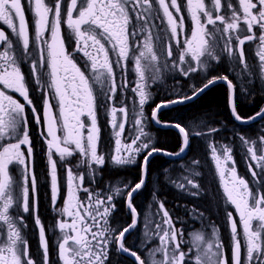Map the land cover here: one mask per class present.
<instances>
[{
  "label": "snow or ice",
  "instance_id": "snow-or-ice-1",
  "mask_svg": "<svg viewBox=\"0 0 264 264\" xmlns=\"http://www.w3.org/2000/svg\"><path fill=\"white\" fill-rule=\"evenodd\" d=\"M159 8L167 19L171 33V40L176 41V48L180 49V37L184 35V17H179V24L169 11L165 0H158ZM28 9L35 17V37L30 40L29 25L26 20L25 7L22 0H0V21L12 32V39L0 30V85L4 89L18 93L25 103H20L5 91L0 90V140H15L7 144H0V264H38L30 254L29 245L22 236V228L26 227L23 213L34 216L35 225L39 229V244L43 251V264H50L49 243L46 229L38 215L37 179L33 172V146L29 135V120L26 108H31L37 125H42L41 136L47 145V162L51 179V204L61 218L57 219L55 227L60 230L58 238V254L62 264H107L110 249L116 246L119 253H127L135 258L136 264H146L141 255L125 246V237L137 226V209L133 205V196L146 184L148 165L155 154L183 158L190 144L191 133L180 123L161 122L159 113L164 108L176 104H184L202 94L210 86L223 82L229 92V107L235 121L251 123L257 118H264V107L251 117H242L236 108L237 84L228 75L214 76L207 79L201 87H193L191 94L176 95L170 100H162L152 109L151 120L161 127H174L182 137V146L176 152H169L153 146L149 133L145 131L146 117L144 105L152 99L147 91L149 75L152 80H159L161 76L160 60L163 55L157 54L154 39L147 35L142 46L137 51L132 41L138 32H145L153 8L152 0H27ZM131 5L136 12V23L133 24L126 6ZM171 7L177 15L181 12L178 0H171ZM187 12L192 22L191 36L185 37L183 48L179 50L178 59L174 55L173 46L168 44L166 54L171 59V69L186 78L193 73L206 70L212 61L219 62L223 54H227L233 62L243 66L241 76L247 77L248 83L257 75L256 66L251 65L246 57L243 46L246 41L258 39L262 46L259 53L258 77L264 81V0H238V8L233 0H187ZM66 16V20H65ZM18 20V26L16 21ZM62 22L67 24L71 37L75 41V52L91 61V72L94 83L105 88L106 99L111 101L117 94L118 88L123 91L129 82L125 78L122 85L116 81L115 68L126 70V61L134 58L137 75L136 86L131 89L139 97V107L131 111L124 106L110 110V123L115 137L113 153L105 154L99 151L100 128L97 123V96L94 94L89 77L77 66L72 52L66 48L67 40L61 33ZM217 22L223 27H218ZM241 23L246 26L250 35L241 37ZM130 25L132 26L131 31ZM212 26L209 30L208 26ZM259 29L257 37L254 29ZM179 29V31H178ZM48 33V36H45ZM156 40L159 37L155 38ZM235 40V43L233 41ZM221 41L223 46L220 47ZM116 55L115 62L109 58V48ZM34 46L35 53L30 50ZM22 46L23 55L18 54ZM91 48V51L89 49ZM219 49V51H218ZM38 54V59L36 58ZM190 57V59H189ZM31 61V74L36 83L40 84L42 70H48L50 83L48 90H44V116L41 120L38 109L29 96V85L21 70L20 61ZM167 66V65H165ZM87 68V65H85ZM70 89V91H69ZM241 93L248 94L247 86L240 88ZM54 92L59 104V118L52 114L53 105L50 103L51 93ZM110 93V95L108 94ZM117 111L124 115V119L117 124ZM87 115L91 121L86 125L81 116ZM6 117V118H5ZM133 126L134 136L125 143L123 134L126 124ZM87 127V134L84 129ZM46 131L47 135H44ZM58 131L62 135H58ZM219 132L218 128L209 127L207 132L197 131L198 137L212 136ZM240 140L250 145L247 153L251 161L256 162L257 168L249 163L248 170L256 183L250 182L237 175L235 163L229 169L225 161H232V149L221 146L223 157L218 155L215 142L210 143L211 155L216 163L224 195L227 202L234 206L243 229V240L237 230V222L233 213L228 212L227 219L231 230L232 258L231 264H264V135L259 141H250L241 133H235ZM27 147V153L21 146ZM76 152L80 154V161L73 166L69 162ZM143 155L140 162L141 175L138 182L116 187L114 194L101 196L85 186L86 177L100 174L99 170L110 161L114 165H131L137 163L138 157ZM54 155L66 168L67 192L62 208H57L60 196L58 185V162ZM247 159V157H246ZM13 163L22 166V181L17 182L9 172ZM199 161L193 160L187 169L189 175L183 177L185 182L170 181L178 189L189 195L197 196L200 185L195 177L200 175L196 170ZM86 166V172L76 169ZM181 167H185L181 165ZM167 174L168 169H164ZM166 179L169 177L166 175ZM19 190V192H17ZM126 191L127 207L131 211L132 222L122 230L109 227V217L115 210L113 203L115 196L123 195ZM87 193V203L83 202L79 192ZM156 200V194L153 193ZM159 211L163 213L162 225H156L155 235L159 239V246L152 249V255L162 254L161 260H152V264H189L192 249L184 251L182 245L183 230L177 229L163 202H159ZM15 208L16 214L11 213ZM81 209L83 212H81ZM203 217V213H200ZM63 217H71V223ZM91 221L90 223L88 221ZM254 221L256 222L254 224ZM71 233V234H70ZM162 233V234H161ZM147 235V233H146ZM6 236V238H5ZM191 243L195 248L194 264H229L224 254V245L220 241L218 229L213 226L210 238L202 232H193Z\"/></svg>",
  "mask_w": 264,
  "mask_h": 264
},
{
  "label": "flooded vegetation",
  "instance_id": "flooded-vegetation-1",
  "mask_svg": "<svg viewBox=\"0 0 264 264\" xmlns=\"http://www.w3.org/2000/svg\"><path fill=\"white\" fill-rule=\"evenodd\" d=\"M48 3H52L53 0H46ZM68 0H65V8ZM154 11H152L150 19L148 20L145 32H138L137 37L132 41V45L137 51L134 53L138 55V49L142 46V42L149 34L154 39L156 45L155 50L157 54L163 53L160 66L161 76L159 80L153 81L149 75L147 81V91L151 93L152 99L144 105V115L146 117L145 131L149 133V139L152 140L153 146L167 150L169 152H176L182 146V137L179 130L174 127H161L151 120L152 109L155 105L162 100H170L175 98L176 95H182L184 93L191 94L193 87H201L207 82V79L214 76L228 75L234 83L237 84L236 90V108L238 113L242 117H251L256 112L260 111L264 107V81H261L258 77V65L259 58L258 53L261 49L259 40L246 41L243 46L248 62L251 65L256 66L254 71L257 75L251 78V83H248L247 77L241 76L243 66L237 67L231 58L227 54H223L220 61H212L210 66L197 73H193L191 78H186L180 75L178 72L170 70L172 61L167 57L166 49L169 43L172 44L174 55L178 59L179 50L183 48V42L185 37L191 36L192 22L187 12V0H178V4L181 5V12L177 15L176 10L171 7V0H165L169 5V11L173 13L174 18L179 24V17L183 16L185 21L184 35L180 37V49L176 48V41L171 40V33L167 25V19L163 15V10L159 8L158 0H152ZM206 3L210 4V0H206ZM233 3L238 8V0H233ZM22 4L25 7L26 20L29 25L30 40L34 41L35 37V17L33 13L28 9L27 0H22ZM129 11V16L136 23V12L132 10L131 5L126 6ZM66 20V16H65ZM18 26V20L16 21ZM218 27L223 26L217 22ZM132 26L130 25V31ZM209 30H212V26H208ZM241 28L244 29L241 32V37L244 35H250L246 32V26L241 23ZM0 30H3L6 35L12 37L11 30L0 21ZM179 31V29H178ZM257 37L259 36V29H254ZM61 33L66 38V48L69 52L73 53L77 66L85 71V74L89 77L90 83H92L94 94L97 96V123L100 128V141L99 151L110 154L115 149V137L113 128L110 123L112 117L110 110L113 106L117 109L126 106L129 109L130 115L133 109L139 107V97L131 89L136 86L137 75L135 72L134 58L126 61V70L122 71L119 68H115L116 81L118 84L123 83L126 78L129 82L128 88L121 91L119 88L117 94L113 100L109 101L105 96V88L94 83V77L91 72V61L83 55V52H75V41L71 37L70 30L67 24L62 22ZM48 36V33H45ZM159 37L158 40L155 38ZM235 43V40L233 41ZM106 47L109 48V58L115 62L116 55L111 52L110 46L105 42ZM223 46L221 41L220 47ZM3 49L0 48V51ZM30 50L35 53L34 46L30 44ZM91 51V48L89 49ZM219 51V49H218ZM18 54L23 55L22 46L19 48ZM38 59V54H36ZM190 59V57H189ZM21 70L25 75L26 82L29 85V96L33 101V104L38 109L41 120L44 116V90L47 89V85L50 83V77L48 76V70H42V77L40 84L36 83L35 78L31 74V61L25 62L23 59L20 61ZM87 65V68L85 67ZM167 65V66H165ZM247 86L248 94H243L240 91L242 86ZM222 87L224 89L225 96V108L226 115H219L207 108H201L196 105L201 97L213 87ZM0 90L5 91L8 95H11L20 103H25L23 97L18 93L11 90L4 89L3 85H0ZM70 91V89H69ZM110 95V93H108ZM50 103L53 105L52 114L59 118V104L54 92L51 93ZM26 113L29 120V135L33 146V172L37 179V198H38V215L42 224L46 229V238L49 243V260L50 264H62L58 254V238H61V233L58 228L55 227L57 219L61 218L59 213L52 207L51 204V179L50 170L47 162V145L41 136V132L44 131L42 125H37L33 117L31 108H26ZM6 118V117H5ZM124 119V115L117 111L116 121L119 124ZM159 119L161 122L180 123L188 130L190 135V144L183 155V158L168 157L162 154H155L151 158V162L148 165V176L145 186L133 196V205L137 209V226L133 228L125 237V246L132 251H136L138 255H141L142 259L146 261V264H152V260H161L162 254L157 253L152 255V249L159 246V239L155 235L156 225L159 223L162 225L163 213L159 211V202H163L165 209L169 212L173 219L175 227L179 230H183V239L185 243L182 245L184 251H188L190 248L192 252L190 256L189 264H194V256L196 249L193 248L191 243V237L193 232H202L206 238H210L212 234V228L215 226L218 229L221 243L224 245V254L229 264H231L232 258V239L231 230L228 223V212L233 213V219L237 222V230L241 234L240 239L243 240V229L240 224L239 216L235 212L234 206L227 202V197L224 195L223 187L221 185L220 177L217 172L216 163L211 155L210 143L215 142L218 148V155L223 160V150L221 146H228L232 149V161H225L227 168L233 166L235 163L237 175L245 178L250 182V186L256 183V180L252 177L248 170V164L251 163L254 168H257L256 162L251 161L250 155L247 153V147L250 145L244 144L239 136L235 133L239 132L248 138L250 141H259V138L264 135V118H257L251 123H239L235 121L231 114L229 107V92L227 85L223 82H219L210 86L202 94L195 99L184 103L176 104L169 108H164L159 113ZM81 120L86 125H90L91 121L87 115L81 116ZM209 127H215L219 129V132L208 137H198L195 135L197 131L207 132ZM85 135L87 134V127L84 129ZM62 132L58 131V135H62ZM46 136V131L44 132ZM133 126L131 123L126 124V130L123 134L124 142H130V137L134 136ZM15 142V140H0V144H7ZM175 143V144H174ZM21 150L27 153V147L21 146ZM138 157L137 163L131 165H114L110 161V156L106 160V164L99 170L100 174L93 177H86L85 186L94 192H99L101 196H106L111 193L114 194L116 187L124 188V185L134 186L139 181L141 175L140 162L143 160V155ZM264 154V150L258 151V155ZM247 157V159H246ZM54 159L58 162V185L60 187V196L57 201V208H62L64 205V198L67 192L66 184V168L60 163L59 157L54 155ZM81 157L76 152L69 162L75 166L80 161ZM199 161V165L196 166V170L200 172L198 177H195L196 182L200 185L199 194L197 196L189 195L177 187L170 181L185 182L183 177L189 175L187 169L192 166V161ZM184 165L185 167H181ZM164 169H168V173L164 172ZM77 172H86V166L76 169ZM257 171L259 169L257 168ZM10 175L17 181H22V166L13 163L9 166ZM169 179H166L165 176ZM264 178V177H262ZM126 191L123 195L115 196L113 203L115 204V210L109 217V227L116 230H122L124 226L131 224L132 215L131 211L127 207V195ZM19 192V190H17ZM156 194V200L153 199V193ZM79 196L85 204L87 203V193L79 192ZM13 215L16 214V209L10 210ZM81 212L83 210L81 209ZM203 213V217L200 216ZM20 215L24 217L26 227L22 228V236L27 240L29 245L30 254L38 264H43V251L39 244V229L35 225L34 216L32 214L23 213L20 210ZM71 223V217H63ZM91 222L90 220L88 221ZM256 222L254 221V224ZM163 227V225H162ZM147 233V235H146ZM71 234V233H70ZM162 234V233H161ZM6 238V236H5ZM107 264H136L135 258L127 253H119L116 251V246L113 245L110 249V257Z\"/></svg>",
  "mask_w": 264,
  "mask_h": 264
},
{
  "label": "trees",
  "instance_id": "trees-1",
  "mask_svg": "<svg viewBox=\"0 0 264 264\" xmlns=\"http://www.w3.org/2000/svg\"><path fill=\"white\" fill-rule=\"evenodd\" d=\"M207 108L214 112H217L219 115H226L225 108V96L224 89L222 87H213L209 89L196 103L195 107ZM175 144V143H174Z\"/></svg>",
  "mask_w": 264,
  "mask_h": 264
},
{
  "label": "water",
  "instance_id": "water-1",
  "mask_svg": "<svg viewBox=\"0 0 264 264\" xmlns=\"http://www.w3.org/2000/svg\"><path fill=\"white\" fill-rule=\"evenodd\" d=\"M165 156H167V155H165ZM170 157V156H169Z\"/></svg>",
  "mask_w": 264,
  "mask_h": 264
}]
</instances>
